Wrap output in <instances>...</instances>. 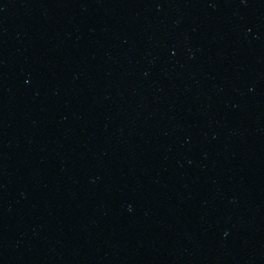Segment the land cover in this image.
I'll list each match as a JSON object with an SVG mask.
<instances>
[{"label":"water","instance_id":"obj_1","mask_svg":"<svg viewBox=\"0 0 264 264\" xmlns=\"http://www.w3.org/2000/svg\"><path fill=\"white\" fill-rule=\"evenodd\" d=\"M0 264H264V0H0Z\"/></svg>","mask_w":264,"mask_h":264}]
</instances>
